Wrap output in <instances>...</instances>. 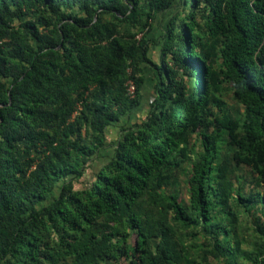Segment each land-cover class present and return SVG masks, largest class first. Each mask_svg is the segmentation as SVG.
<instances>
[{
	"label": "trees",
	"instance_id": "1",
	"mask_svg": "<svg viewBox=\"0 0 264 264\" xmlns=\"http://www.w3.org/2000/svg\"><path fill=\"white\" fill-rule=\"evenodd\" d=\"M159 15L166 22L153 39ZM199 19L212 48L221 42L218 52ZM151 44L158 61L148 56ZM146 69L154 80L146 115L99 155L108 147L105 128L141 102ZM226 82L244 107L241 121L222 108ZM199 128L212 130L204 133L202 162L193 163L185 207L176 193L156 188ZM222 128L232 136L235 162L252 168L259 187L239 202L246 209L259 202L264 213V0H0V264L55 256L73 264H120L123 256L131 264H195L168 211L192 236L200 223L209 232L201 264L233 257L230 231L209 207L211 197L227 205L230 196L215 166ZM68 175L83 186L74 188ZM57 183V196L38 206ZM146 193L163 218L138 209ZM119 222L134 228L135 246L125 234L113 240L110 223ZM50 232L59 237L54 254ZM252 264H264V248Z\"/></svg>",
	"mask_w": 264,
	"mask_h": 264
},
{
	"label": "rangeland",
	"instance_id": "2",
	"mask_svg": "<svg viewBox=\"0 0 264 264\" xmlns=\"http://www.w3.org/2000/svg\"><path fill=\"white\" fill-rule=\"evenodd\" d=\"M107 19V15H103ZM166 19L159 15L155 21H153V27L150 30V36L153 39H158L162 33V29ZM18 21H15L17 24ZM201 30L204 32V40L207 41L209 46L213 43V37L210 35L209 30L203 25V20L199 19ZM123 30L128 28L123 27ZM202 34V33H201ZM221 42L217 40L215 52L218 49ZM209 47L210 50H212ZM158 46L151 44L148 50V56L158 61ZM213 51V50H212ZM214 52V51H213ZM220 59H216L219 62ZM216 64V63H215ZM153 77L151 72L146 69V80L142 87V100L137 105L132 107L125 114L121 115L116 121L111 122L104 130L105 142L108 145L106 149L99 151V155L108 153L111 150V146L114 145L118 137L122 134L126 126H130L135 122H140L146 115L149 107V101L152 99L153 91ZM189 83L191 88L194 87L195 79L190 78ZM219 99L222 101V108L236 121L242 119L244 107L241 103L233 98V87L231 82L224 83ZM213 111L215 114H221V109L214 107ZM241 121V120H240ZM212 128L203 130L201 128L187 135L184 143V152H177L171 163L163 169V173L167 176L165 182L156 188V192H162L164 194L176 193L178 201L185 207L189 206V178L192 176L193 163H201V158L204 150V133H210ZM224 130V131H223ZM221 135L219 141V155L215 161V166L222 171L221 181L224 185H229L230 196L227 205H221L217 202L214 197L210 198V209L216 220L224 219L226 228L230 231L228 236L229 245L233 257L221 256L219 258L209 257L208 263L206 264H233V260L237 259L239 264H252L254 256L257 252L264 248V213L261 207V203L252 201L250 208L246 209L244 205L239 202L240 196L253 197L254 194L259 191V187L255 184V174L251 167L245 164H237L233 158V139L232 136L227 133V130H218ZM68 180L73 181L74 188H81L83 186L79 180L73 175L67 176ZM213 184V183H212ZM60 183H57L53 190L47 195L43 202L38 203V206H43L58 194ZM149 198L148 193L143 195L139 199L138 209L142 212L145 218L157 217L163 218V214L159 213L160 206L158 200L154 202ZM166 219L176 229L175 238L184 246L187 257L195 262V264H201L200 260V247H206L211 238L209 232L200 223L198 226L197 236H192V232L189 229L184 228L181 224L172 220V215L168 211ZM114 228L116 227V234L113 240H117L123 234L127 236V244L135 246L137 239L134 228L127 226L125 223H110ZM194 232V231H193ZM195 233V232H194ZM153 242L156 243L158 239L152 238ZM47 246L49 247L48 252L55 253L58 248L59 237L56 233L50 232L47 237ZM132 260L134 258L131 257ZM129 257H121L118 262L120 264H131ZM38 264H73L72 257H60L55 256L54 262L47 259H40ZM112 260L108 259L101 264H109Z\"/></svg>",
	"mask_w": 264,
	"mask_h": 264
},
{
	"label": "built area",
	"instance_id": "3",
	"mask_svg": "<svg viewBox=\"0 0 264 264\" xmlns=\"http://www.w3.org/2000/svg\"><path fill=\"white\" fill-rule=\"evenodd\" d=\"M128 87H127V90H128V93L132 94L133 93V90H134V84L131 80H128V83H127Z\"/></svg>",
	"mask_w": 264,
	"mask_h": 264
}]
</instances>
